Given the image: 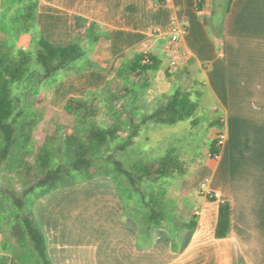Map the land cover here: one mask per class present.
Segmentation results:
<instances>
[{
	"label": "crops",
	"instance_id": "obj_1",
	"mask_svg": "<svg viewBox=\"0 0 264 264\" xmlns=\"http://www.w3.org/2000/svg\"><path fill=\"white\" fill-rule=\"evenodd\" d=\"M20 5L33 8L28 29L15 23ZM74 16L90 33L83 47L95 40L80 87L100 86L134 53L148 52L161 61L156 71L203 89L216 117L204 163L165 180L168 217L157 227H140L113 174L36 197L31 210L52 264H264V0H0V44L31 53L41 36L67 42ZM173 19L186 26L176 70L165 52ZM220 129L225 139L212 158ZM205 178L220 199L199 193ZM221 200L230 205V230L216 237Z\"/></svg>",
	"mask_w": 264,
	"mask_h": 264
},
{
	"label": "trees",
	"instance_id": "obj_2",
	"mask_svg": "<svg viewBox=\"0 0 264 264\" xmlns=\"http://www.w3.org/2000/svg\"><path fill=\"white\" fill-rule=\"evenodd\" d=\"M23 18L29 24L34 22L32 7L26 8ZM71 32V39L64 43H54L42 36L38 39L34 58L39 65V73H34L31 69L33 57L31 53L0 44V164L19 151L23 160L30 151L28 143L31 136L24 132L22 138L16 136L15 86L31 78H36L41 83L81 59L84 55L83 39L90 36L84 29L83 18L79 16L72 18ZM160 63V59L153 54L136 52L122 63L118 74L127 72L134 78L144 77L158 70ZM124 92L126 91L122 89L120 96H125ZM63 107L75 118L79 128L77 137L71 135L65 140L68 149L74 155L67 165L56 162L49 144L44 143L37 150L35 158L40 172L29 177L22 195L1 189L3 198L12 206L13 214L9 215L13 216V222L8 230L1 228L3 239L0 242V264H52L47 251L46 237L38 226L32 210L27 209L26 197L29 193L41 188L45 190L40 194L42 195L59 188L62 186L63 178L68 174L85 171V178L93 176L96 165L106 163L99 160L102 157L101 149L110 148L112 143L121 141L116 146V153L125 151L146 121L174 124L190 118L195 112L196 102L191 99L189 91L181 92L176 89L167 102L155 107L141 120L135 122L133 119L135 116L130 114L129 122L134 129L124 140L120 138L122 119L112 112H104L96 94L90 98L69 96ZM34 120L29 121L28 125L34 124ZM136 123L139 125H135ZM221 131L218 130L210 143L209 156L212 158L220 153L221 147L217 145V136ZM106 157L115 171L113 175L122 199L134 205L132 215L140 227L148 230L159 226L161 221L168 217L165 180L178 175L184 176L190 170V164L182 158L177 144L169 141L160 146L153 155L133 163L130 167L125 166L124 161L114 152L110 151ZM24 163L28 176L33 166L27 161ZM143 228L142 232L145 231ZM229 230L230 205L224 201L219 205L215 236L225 237Z\"/></svg>",
	"mask_w": 264,
	"mask_h": 264
},
{
	"label": "rangeland",
	"instance_id": "obj_3",
	"mask_svg": "<svg viewBox=\"0 0 264 264\" xmlns=\"http://www.w3.org/2000/svg\"><path fill=\"white\" fill-rule=\"evenodd\" d=\"M20 6L18 13L16 12L19 16L15 18V23L21 29H28L29 23L23 18L26 7ZM94 42L95 40L91 39L89 41L88 39L84 45L83 57L72 63L67 69L56 73L41 83L36 78H31L25 83H19L15 86L14 118L16 136L22 138L23 132L31 136L28 143L30 151L23 160H21L19 151L17 154L10 155L4 163L0 164V242L3 239L1 228L8 230L13 222V216L9 215L10 213L13 214L12 206L10 202L3 198L1 189H7L15 194L22 195L28 185L29 177L40 172L36 166L35 158L37 150L44 143L49 144L56 162L67 165L74 155L65 142L68 136L74 135L77 137V134H79L75 118L68 114L63 107L64 99L68 95L90 98L96 94L104 112H112L116 117L122 119L123 126L120 133L122 140L134 129V126L129 122L130 114L135 116L133 117L135 122L141 120L155 107L167 102L176 89L181 92L189 91L191 99L196 102L195 112L190 118L180 120L174 124L146 121L140 128L142 132H138L133 143L125 151L116 153V146L121 141L112 143L110 148L101 149L100 154L102 157L99 160L106 163L105 165H96L95 174H113L115 172L112 165L106 160V156L110 151L122 159L125 166L130 167L133 163L142 161L157 152L164 140V144L169 141L177 144L181 150L182 158L189 162L190 169L194 168L195 160L199 164L204 163V160L200 161V156L210 139V120L216 117V114L210 111L208 104L210 99H206L203 89L197 87L196 90H189L178 74L170 76L165 72L152 71L140 78L131 77L127 72L118 74V69L123 62L118 66L116 72L112 73L111 76L108 75L109 77L103 83H100V86L96 88L80 87V77L78 76L89 66L86 54H90L94 49ZM35 52L36 50L31 52L33 56L31 69L34 73H39L40 68L34 58ZM177 79H180V81ZM164 82L171 86L169 90L166 89L167 84L165 86ZM122 89L126 91L123 97L120 96ZM32 119H35L34 124L28 125V122ZM213 123L212 126L215 127L216 122ZM135 125L139 124L136 123ZM24 161L33 166L28 176L25 172ZM193 171L194 169L191 173ZM201 174L197 172L193 173L192 176L198 177ZM186 175L190 176V174ZM84 178L85 171L68 174L63 178L61 185L64 186ZM44 191L37 188L28 194L26 197L27 209H32L34 200Z\"/></svg>",
	"mask_w": 264,
	"mask_h": 264
},
{
	"label": "built area",
	"instance_id": "obj_4",
	"mask_svg": "<svg viewBox=\"0 0 264 264\" xmlns=\"http://www.w3.org/2000/svg\"><path fill=\"white\" fill-rule=\"evenodd\" d=\"M186 32L185 24L173 19L172 24L170 25L167 35L168 43L166 44L165 52L169 60V67L175 69L178 65V56H181L182 53L178 48V43L181 39V36ZM225 139V134L223 131L217 136V145L222 146ZM210 155V153H208ZM218 156V155H217ZM216 156V157H217ZM215 157V158H216ZM208 178L203 179L199 185V193L207 197L221 198L219 192L210 190L207 188ZM224 200H221V203Z\"/></svg>",
	"mask_w": 264,
	"mask_h": 264
}]
</instances>
